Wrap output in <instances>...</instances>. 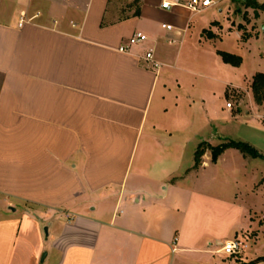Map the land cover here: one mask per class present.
<instances>
[{"label": "crops", "instance_id": "obj_1", "mask_svg": "<svg viewBox=\"0 0 264 264\" xmlns=\"http://www.w3.org/2000/svg\"><path fill=\"white\" fill-rule=\"evenodd\" d=\"M5 1L20 14L0 19V264H264V159L207 148L196 167L218 125L187 134L183 115L156 116L184 52L213 72L223 60L211 41L237 25L199 16L224 0L199 13L191 0ZM246 92L228 114L244 112V142L264 154V106ZM236 237L257 245L228 256Z\"/></svg>", "mask_w": 264, "mask_h": 264}, {"label": "rangeland", "instance_id": "obj_2", "mask_svg": "<svg viewBox=\"0 0 264 264\" xmlns=\"http://www.w3.org/2000/svg\"><path fill=\"white\" fill-rule=\"evenodd\" d=\"M258 1L264 2V0ZM121 3H124V1H121ZM18 7L19 5L16 3L0 0V19L7 12H15L14 14H18L19 16L20 13H17ZM220 9H224V12L220 13ZM246 11L249 15L248 21L244 18ZM211 14H214L225 26L226 24L232 25L234 23L237 25L233 31H229L228 29L220 31L217 39L211 41V44H213L212 46L216 44L218 48L224 51L239 55L242 59L241 64L239 66L226 65L218 57L219 62L217 63L216 71L213 72L209 68L203 67L202 60L193 58L192 54L186 56V52H184L182 57H186L187 62L186 64L180 63L183 72L180 70L174 72L172 70L171 77L169 76L170 83L168 88H170L171 92L166 102L169 112L167 113L159 109L156 116H159V121L164 120L167 122L171 119V123H174L178 119V114L183 115L182 119L185 121V128L188 129L185 130L187 134L191 133V130L196 131L201 127H205L208 130L213 123L217 124L214 144L218 146L231 140L244 142V112L238 114L237 118L231 119L228 114L227 104L230 102L234 108H237L239 105L244 106V101L248 100V92L246 90H249L253 96L251 92L253 76L258 72H264V11H260L259 16H256L254 9H246L241 0L237 2L224 0L221 6H213L200 14L199 17H207ZM243 22L252 34L248 40H243L238 34V25ZM203 40L207 41V46L210 45V39L205 33ZM220 65L224 68H221ZM184 71H190L192 74ZM183 75L186 76L185 79H182ZM180 77L183 80V88L181 90L177 89L175 84L176 78ZM228 93L230 94L229 97ZM176 102H178V107L176 106ZM214 111L216 113L219 111L223 112H220V115L216 116L213 115ZM255 112L264 115L262 109H255ZM255 112H252V114ZM251 118L253 117L251 116ZM178 120H180V117ZM254 120L256 122L259 121L258 119ZM263 120L260 123H263ZM222 129L224 132H228H225L228 139L219 138V135L222 136ZM211 130L213 129L211 128ZM261 141L264 145V132ZM229 160L235 162L233 157L229 158ZM258 163L259 166H264L263 160H258ZM240 176L244 178V175ZM262 192L259 199L264 203V189ZM242 198H244V192ZM248 200L250 201V197H248ZM251 200L253 199L251 198ZM257 210L259 216L264 215V206H259ZM257 244H253L252 247L257 245L264 252V248L262 247L264 238H261ZM252 247L249 251L252 250Z\"/></svg>", "mask_w": 264, "mask_h": 264}, {"label": "trees", "instance_id": "obj_3", "mask_svg": "<svg viewBox=\"0 0 264 264\" xmlns=\"http://www.w3.org/2000/svg\"><path fill=\"white\" fill-rule=\"evenodd\" d=\"M140 0H137L136 2H139ZM234 2H237L239 0H233ZM246 9L253 8L255 15L259 16L260 11H264V3H259L258 0H241ZM248 12L246 11L244 14V18L248 21ZM212 24H218L217 22H214ZM239 29L243 31L242 38L243 40H248L251 38L252 34L251 32H248L246 25L240 24ZM204 33L208 35L209 38H213L214 34L208 30L205 29ZM219 54L221 55L223 61L227 64H231L234 66H239L241 64V57L239 55H235L232 53H229L227 51H219ZM251 89L254 95L255 102L260 105L264 106V72H258L253 76L252 83H251ZM230 94L228 93V97ZM209 148L212 151V160L216 162L219 158V156L227 149L229 148H236L240 150L245 156H250L253 158H263L264 154H262L258 149H256L254 146L247 142H238V141H228L226 143H222L218 146H210L206 145L205 143H202L199 145L197 151H196V167H199L202 163V157L206 151V149Z\"/></svg>", "mask_w": 264, "mask_h": 264}, {"label": "built area", "instance_id": "obj_4", "mask_svg": "<svg viewBox=\"0 0 264 264\" xmlns=\"http://www.w3.org/2000/svg\"><path fill=\"white\" fill-rule=\"evenodd\" d=\"M217 4V0H191L186 6L189 7L194 12H202L204 9H207L213 5ZM162 6L164 8H170L171 2L164 1ZM26 16L23 15L22 18H25ZM24 19H22L21 24H23ZM168 29H172V26H167ZM148 40L147 35L139 32L134 34L129 41L130 45H138L141 43H144ZM127 47H121L120 51H127ZM146 59L153 63L155 68H160L162 66V63L155 60L153 51H149L146 54ZM229 108L232 107V104L229 102L227 104ZM250 244L249 240L242 237H236L231 240H227L223 243V246L221 248V251L224 252L226 255L234 257V258H241L246 255L247 250L249 249Z\"/></svg>", "mask_w": 264, "mask_h": 264}]
</instances>
